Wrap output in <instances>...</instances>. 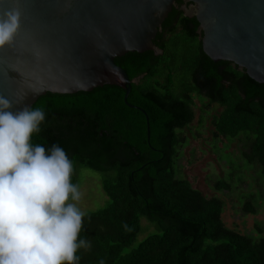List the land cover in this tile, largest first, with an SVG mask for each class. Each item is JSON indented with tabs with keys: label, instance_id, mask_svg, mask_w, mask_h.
Segmentation results:
<instances>
[{
	"label": "trees",
	"instance_id": "trees-1",
	"mask_svg": "<svg viewBox=\"0 0 264 264\" xmlns=\"http://www.w3.org/2000/svg\"><path fill=\"white\" fill-rule=\"evenodd\" d=\"M196 28L195 18L172 9L153 40L161 55L114 59L129 80L139 78L126 98L132 107L122 89L107 85L46 93L32 105L46 112L33 143L61 146L74 164L72 181L78 184L82 169L95 172L107 197L104 207L85 212L80 237L91 246L78 251L79 264H264V237L225 226L222 201L177 178L182 130L193 122L194 97H203L219 109L213 136L241 137L244 166H256L264 186V84L209 60ZM215 187L231 188L224 180ZM251 201L243 210L253 214Z\"/></svg>",
	"mask_w": 264,
	"mask_h": 264
},
{
	"label": "water",
	"instance_id": "water-1",
	"mask_svg": "<svg viewBox=\"0 0 264 264\" xmlns=\"http://www.w3.org/2000/svg\"><path fill=\"white\" fill-rule=\"evenodd\" d=\"M176 0H0V13L20 9V29L0 49V95L11 111L46 93L69 95L131 84L114 63L127 53L162 51L153 44ZM213 63L228 62L264 84V0H186Z\"/></svg>",
	"mask_w": 264,
	"mask_h": 264
},
{
	"label": "clouds",
	"instance_id": "clouds-1",
	"mask_svg": "<svg viewBox=\"0 0 264 264\" xmlns=\"http://www.w3.org/2000/svg\"><path fill=\"white\" fill-rule=\"evenodd\" d=\"M20 18L17 7L0 13V49L12 44ZM12 108L0 95V264H79L78 251L91 244L80 237L86 213L73 161L58 144L33 143L42 107Z\"/></svg>",
	"mask_w": 264,
	"mask_h": 264
},
{
	"label": "rangeland",
	"instance_id": "rangeland-1",
	"mask_svg": "<svg viewBox=\"0 0 264 264\" xmlns=\"http://www.w3.org/2000/svg\"><path fill=\"white\" fill-rule=\"evenodd\" d=\"M194 97V96H193ZM193 122L182 130L184 145L179 148L176 162L177 178L185 179L191 187L206 198H217L223 203L222 221L233 231L253 239L264 237V186L256 166H244L239 139L227 140L213 136L212 118L219 109L208 106L194 97ZM224 180L229 190H216V183ZM78 185L82 193L79 206L85 212L104 207L107 197L102 191L100 177L89 170L78 172ZM251 199L253 214L243 210ZM142 225L145 222L142 221ZM145 235L138 236L142 240Z\"/></svg>",
	"mask_w": 264,
	"mask_h": 264
},
{
	"label": "flooded vegetation",
	"instance_id": "flooded-vegetation-1",
	"mask_svg": "<svg viewBox=\"0 0 264 264\" xmlns=\"http://www.w3.org/2000/svg\"><path fill=\"white\" fill-rule=\"evenodd\" d=\"M193 8H194V5L186 0H176L172 9H175L176 12H178L181 16L185 18L193 19L194 18L192 16ZM195 32L198 34V38L200 39V30L198 29V23H197V28ZM201 100H204V98L202 97Z\"/></svg>",
	"mask_w": 264,
	"mask_h": 264
}]
</instances>
